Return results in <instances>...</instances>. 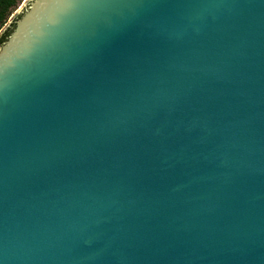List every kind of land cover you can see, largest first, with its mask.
<instances>
[{
    "label": "water",
    "instance_id": "obj_1",
    "mask_svg": "<svg viewBox=\"0 0 264 264\" xmlns=\"http://www.w3.org/2000/svg\"><path fill=\"white\" fill-rule=\"evenodd\" d=\"M11 26L0 264H264V0H25Z\"/></svg>",
    "mask_w": 264,
    "mask_h": 264
},
{
    "label": "rangeland",
    "instance_id": "obj_2",
    "mask_svg": "<svg viewBox=\"0 0 264 264\" xmlns=\"http://www.w3.org/2000/svg\"><path fill=\"white\" fill-rule=\"evenodd\" d=\"M25 0H0L1 4H7L2 10H0V31L10 22L14 14L22 8V4ZM25 12V10H21L18 16L13 19V23ZM12 23V24H13ZM10 33L8 36L13 32L12 26L10 28ZM7 39L0 42L2 45Z\"/></svg>",
    "mask_w": 264,
    "mask_h": 264
},
{
    "label": "trees",
    "instance_id": "obj_3",
    "mask_svg": "<svg viewBox=\"0 0 264 264\" xmlns=\"http://www.w3.org/2000/svg\"><path fill=\"white\" fill-rule=\"evenodd\" d=\"M7 5V4H6ZM4 3L1 4L0 3V10H2L5 6H6ZM10 30L11 29H8L1 37H0V42H2V40L4 41L5 39H7L8 37V34L10 33Z\"/></svg>",
    "mask_w": 264,
    "mask_h": 264
}]
</instances>
